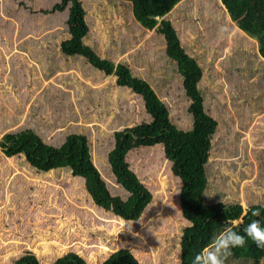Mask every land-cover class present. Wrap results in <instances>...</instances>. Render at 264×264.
<instances>
[{"label": "rangeland", "instance_id": "rangeland-1", "mask_svg": "<svg viewBox=\"0 0 264 264\" xmlns=\"http://www.w3.org/2000/svg\"><path fill=\"white\" fill-rule=\"evenodd\" d=\"M58 1L0 0V139L6 132L31 125L53 140L71 128L89 129L94 162L111 191L123 193L109 173L104 153L114 146L112 134L116 127L135 123L146 114L136 94L117 89L113 75H84L74 60L68 62L72 68L66 71L49 72L40 67L33 46L42 50L43 61L57 58L60 41L67 36L66 12H43ZM211 7L220 18L225 15L229 20L222 34L210 35L203 25V30L189 28L188 34H183L190 53H200L197 57L204 68L201 87L206 107L218 119L209 163L212 187L207 196L240 202L245 208L254 203L264 205V111L251 117L248 106L243 114L246 103L242 92L232 88L233 81L229 79L233 74L228 67V55L239 42L256 44L257 40L231 21L220 0H211ZM88 17L90 41L99 38L98 45L104 51L112 48V39L115 42L118 35L123 37V31L134 42L137 39L123 55H111L116 62L129 58L130 53L144 51L148 53L141 61L144 68L162 61L164 44L160 37L153 31L130 28L125 16L107 1L104 6L92 7ZM175 24L181 29L184 26L179 18ZM187 28L185 25L183 29ZM48 34L52 36L45 39ZM12 58H22L24 65L20 61L14 66ZM71 73L77 74L81 83L75 81L70 98L56 110L44 99V91L47 87L52 95L55 87L61 86L62 78H70ZM165 81L157 83L163 86ZM169 88L168 94L163 95L171 105L172 117L187 127L184 110L177 106L182 103L185 108L186 104L179 80ZM125 101L132 106L127 107ZM60 117L63 119L58 120ZM127 160L155 193L137 221L123 220L96 205L83 178L59 169L40 172L29 165L24 155L8 157L0 147V264H13L27 250L36 253L42 264H51L69 251L79 253L88 264H100L122 247L129 248L142 264H180L181 235L189 225L180 205V178L172 173L171 162L160 146L134 149ZM260 264H264V259Z\"/></svg>", "mask_w": 264, "mask_h": 264}, {"label": "trees", "instance_id": "trees-1", "mask_svg": "<svg viewBox=\"0 0 264 264\" xmlns=\"http://www.w3.org/2000/svg\"><path fill=\"white\" fill-rule=\"evenodd\" d=\"M106 1L110 7H116L125 16L130 22V28L142 32L153 31L160 37L164 44L160 63L149 69L144 68L141 61L148 56L146 51L130 53L129 58L116 62L111 55H123L137 41L126 37L124 31L122 38L118 35L117 41H110L112 48L105 50L106 52L98 45L99 38H92L93 41H90V9L104 6ZM220 4L233 23L257 40L256 44L247 40L239 42L234 52L228 55V67L231 75L233 74L232 79H229L233 81L232 88L242 92L246 103L243 114L250 106L251 117H254L264 111V0H220ZM54 11L67 14V36L60 41L57 57L65 62L61 59L58 61L56 57L43 61L42 50L39 52L38 46H33L40 67L49 72L66 71L72 68V63L68 62L74 60L84 75L90 72L113 75L117 89L132 91L143 106L146 116L135 123L116 127L112 134L114 146L104 153L109 173L119 188L123 189V193L114 194L109 188L94 162L90 131L83 130L81 126L69 129L68 133L57 140L51 137L47 139L33 125L6 132L0 139V147L5 155H24L29 165L40 172L59 169L74 177L83 178L86 190L96 205L123 220L137 221L145 213L155 193L130 166L127 155L137 148L160 146L164 157L171 162L172 173L181 180L180 205L182 215L189 222L181 235L180 264H192L195 255L210 247L213 239L228 228L245 235L243 230L252 220H259L264 225L263 204L254 203L245 208L240 202H225L207 196V191L212 187L209 163L218 119L206 107L205 91L201 87L204 68L197 57L200 53H190L184 45L183 34L184 31L188 34L189 28H203L200 25L210 35L222 34L226 22L229 23L227 16L222 14L224 16L220 18L218 11L211 7V0H197L194 4L192 0H59L50 9H43L44 13ZM176 18L184 23L182 29L175 24ZM111 23L114 24L112 19ZM185 25H188L187 29H183ZM114 29L119 34L122 33L119 27L114 26ZM49 36L52 34L44 37L48 39ZM21 59L12 58V64L16 66L15 63L21 61L24 65ZM66 79L62 78L61 86L55 87L57 90L52 95H49L47 87L44 91V99H48L56 110L70 98L75 81L81 83L77 74L71 73L70 78ZM164 79L166 81L163 86H159L157 82ZM178 80L186 104L185 108L182 103L177 106L184 110L187 127L176 123L172 117L171 105L164 97L168 94L166 89H170L171 83ZM59 100L63 101L62 104ZM216 100L217 97H214V101ZM125 103L130 107L129 101ZM62 119L60 117L58 120ZM254 209L259 210V216L251 215ZM263 259L264 249L257 248L246 237L245 245L232 249L225 264H231L232 261L260 264ZM13 264L42 263L36 253L27 250ZM51 264L88 262L79 253L69 251ZM100 264L142 263L129 248L122 247Z\"/></svg>", "mask_w": 264, "mask_h": 264}, {"label": "clouds", "instance_id": "clouds-1", "mask_svg": "<svg viewBox=\"0 0 264 264\" xmlns=\"http://www.w3.org/2000/svg\"><path fill=\"white\" fill-rule=\"evenodd\" d=\"M251 215L259 216L260 212L254 209ZM243 231L245 235L231 228L222 231L213 239L210 247L195 255L192 264H225L232 254V249L245 245L246 237L253 241L257 248L264 249V225L259 220H252Z\"/></svg>", "mask_w": 264, "mask_h": 264}]
</instances>
